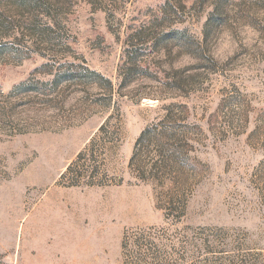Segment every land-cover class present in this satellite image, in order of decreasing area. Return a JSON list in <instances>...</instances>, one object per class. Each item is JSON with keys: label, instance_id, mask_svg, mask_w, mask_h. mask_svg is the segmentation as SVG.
Returning <instances> with one entry per match:
<instances>
[{"label": "rangeland", "instance_id": "rangeland-1", "mask_svg": "<svg viewBox=\"0 0 264 264\" xmlns=\"http://www.w3.org/2000/svg\"><path fill=\"white\" fill-rule=\"evenodd\" d=\"M54 245L264 264V0H0V264Z\"/></svg>", "mask_w": 264, "mask_h": 264}, {"label": "trees", "instance_id": "trees-1", "mask_svg": "<svg viewBox=\"0 0 264 264\" xmlns=\"http://www.w3.org/2000/svg\"><path fill=\"white\" fill-rule=\"evenodd\" d=\"M89 75H96V76H99L95 71H92ZM101 77V76H99ZM166 139V138H171L169 135H168V130H165L164 128H160V125L159 124H154L150 127H148L147 129H145L140 137L138 138L137 142H136V146H135V149H134V152H133V157H132V161H131V166L135 164V161H136V158L137 156H139V150L141 149V147L145 146V143H146V140L147 139H151L153 141H160L161 139ZM177 140L180 139L179 137L176 138ZM171 147H175L174 146H171ZM175 152L176 151H172L171 154L169 156H167L169 158V160H165L164 162H168V161H172L174 160L175 158ZM139 177H141V179L144 178V176H142V174L140 175L139 174Z\"/></svg>", "mask_w": 264, "mask_h": 264}, {"label": "crops", "instance_id": "crops-1", "mask_svg": "<svg viewBox=\"0 0 264 264\" xmlns=\"http://www.w3.org/2000/svg\"><path fill=\"white\" fill-rule=\"evenodd\" d=\"M46 219L49 220V225L52 227V228H55V230H58L57 228H60L62 227L63 225V220H65V216L63 215V213L61 211H50L48 213V215L46 216ZM61 230V229H60ZM61 235V234H59ZM65 240V239H64ZM55 242L57 243H61L62 240H61V237H57L55 239ZM61 248H64L63 245H54V247H52V251L50 253L49 256L45 257L43 259V262H38V264H64L65 261H67V257L66 256H59V255H56L55 251L54 250H57V249H60Z\"/></svg>", "mask_w": 264, "mask_h": 264}]
</instances>
